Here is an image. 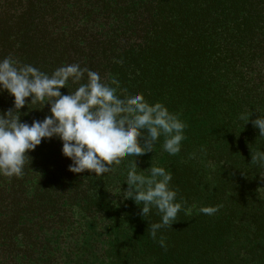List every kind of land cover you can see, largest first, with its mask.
Wrapping results in <instances>:
<instances>
[{"label":"trees","instance_id":"1","mask_svg":"<svg viewBox=\"0 0 264 264\" xmlns=\"http://www.w3.org/2000/svg\"><path fill=\"white\" fill-rule=\"evenodd\" d=\"M8 56L49 75L79 63L187 127L177 155L161 140L100 176L70 172L62 141L43 140L21 177L0 176V264H264V168L250 164L251 148L264 150L252 123L264 115V0H0ZM13 100L0 93V112ZM29 107V125L51 114ZM241 113H252L247 124ZM136 159L138 172L152 162L170 171L183 204L158 233L166 250L147 233L156 210L145 220L123 197Z\"/></svg>","mask_w":264,"mask_h":264},{"label":"clouds","instance_id":"2","mask_svg":"<svg viewBox=\"0 0 264 264\" xmlns=\"http://www.w3.org/2000/svg\"><path fill=\"white\" fill-rule=\"evenodd\" d=\"M69 82L78 86L69 94H62L61 89L68 88ZM119 87L115 78L105 82L99 73L79 63L65 64L49 75L11 56L0 59V93L7 91L14 97L13 107L0 112V176L21 177L27 153L53 137L62 141V154L71 160L69 171L75 174L114 173L113 165L120 164L124 157L143 156L161 140L165 152L177 155L185 139L186 123L162 102L149 103L142 93L121 98ZM27 98H31L30 103ZM26 104L50 105L51 114L30 125L21 122L20 110ZM251 116L252 113H241L239 119L247 124ZM252 123L258 128L259 137H264V115ZM251 154L250 164L264 168V150L251 148ZM138 168L137 159L128 165V189L123 197L141 206L144 219L156 210L160 221L149 224L147 233L166 250L165 238L158 233L172 227L183 204L177 201V191L170 186V171L153 162L147 170L138 172ZM216 210L200 209L208 215Z\"/></svg>","mask_w":264,"mask_h":264}]
</instances>
